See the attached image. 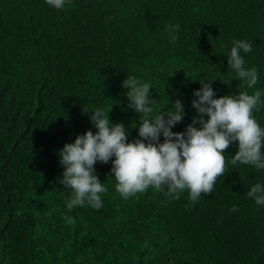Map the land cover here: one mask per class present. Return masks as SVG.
<instances>
[{"label":"trees","instance_id":"1","mask_svg":"<svg viewBox=\"0 0 264 264\" xmlns=\"http://www.w3.org/2000/svg\"><path fill=\"white\" fill-rule=\"evenodd\" d=\"M169 24L179 25L175 43ZM235 40L252 43L240 54L257 69L254 89L228 66ZM129 75L150 83L157 111L182 102L173 132L199 116L194 92L211 80L216 98L261 91L253 115L264 127V0H0V264H264V205L247 196L264 169L231 164L238 142L194 204L187 190L176 200L153 187L125 200L110 160L94 166L102 207L69 211L59 153L97 131L91 111L111 108L110 122L139 138Z\"/></svg>","mask_w":264,"mask_h":264},{"label":"clouds","instance_id":"2","mask_svg":"<svg viewBox=\"0 0 264 264\" xmlns=\"http://www.w3.org/2000/svg\"><path fill=\"white\" fill-rule=\"evenodd\" d=\"M46 3L63 9L66 0H46ZM166 31L170 42L175 43L179 25L169 24ZM221 47L225 45L221 44ZM241 50L251 52L252 43L233 41L228 66L248 89H254L258 72L255 67L245 68ZM211 81L201 83V88L195 90L198 99L192 101V106L199 116L193 117L192 124L183 132L172 131L183 119L182 102H174V111H157L156 99L150 95V83L130 75L122 86L128 89L129 107L140 114L139 138L129 142L123 122H110L111 108L108 111L103 108L90 110V120L97 131L94 133L89 129L77 135L74 142L65 143L59 153L64 167L60 183L72 194L66 202L69 211L85 202L97 210L102 207L101 194L106 193L107 188L95 174L97 161L105 164L112 161L115 189L125 200L153 187L176 200L187 190L193 204L201 194L212 193L217 178L224 176L228 164L224 153L233 142H238V151L230 161L232 165L239 162L264 169L261 152L264 127L253 115L260 106L261 91L255 90L252 94L240 91L238 95L216 98ZM197 123L199 127L194 126ZM247 196L256 204L264 205V185L254 184ZM230 210L236 211L235 205ZM65 219L69 224L75 223L72 217L66 216Z\"/></svg>","mask_w":264,"mask_h":264}]
</instances>
